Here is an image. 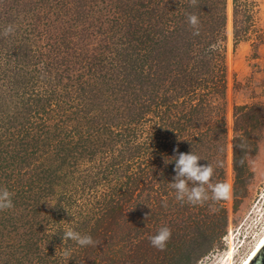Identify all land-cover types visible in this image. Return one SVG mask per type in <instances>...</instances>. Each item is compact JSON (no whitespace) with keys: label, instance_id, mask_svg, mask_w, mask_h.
<instances>
[{"label":"trees","instance_id":"16d2710c","mask_svg":"<svg viewBox=\"0 0 264 264\" xmlns=\"http://www.w3.org/2000/svg\"><path fill=\"white\" fill-rule=\"evenodd\" d=\"M252 6L233 0L236 43L254 27ZM227 9L228 0H0V187L14 193L0 211V264H197L220 244L228 198L192 205L171 185L177 147L212 162L211 183H227ZM263 129L264 103L234 106L236 206ZM162 226L172 230L163 251L150 243ZM66 229L99 244L63 241Z\"/></svg>","mask_w":264,"mask_h":264},{"label":"rangeland","instance_id":"374dc122","mask_svg":"<svg viewBox=\"0 0 264 264\" xmlns=\"http://www.w3.org/2000/svg\"><path fill=\"white\" fill-rule=\"evenodd\" d=\"M250 1L253 2L255 24L248 36L237 43L233 34V0H228L227 9V122L230 137L227 183L231 186L227 200L229 225L220 244L197 264H241L264 234V129L259 139V151L251 159L255 176L249 185V194L238 206L233 197L234 174L231 164L234 106L264 103V0ZM231 248L234 253L230 257L228 252Z\"/></svg>","mask_w":264,"mask_h":264},{"label":"clouds","instance_id":"9594fccd","mask_svg":"<svg viewBox=\"0 0 264 264\" xmlns=\"http://www.w3.org/2000/svg\"><path fill=\"white\" fill-rule=\"evenodd\" d=\"M190 3L195 6L197 4V0H190ZM187 20L192 28L196 29L193 32V35H199L198 17L195 14H192L187 17ZM13 32V26L8 25L4 28L2 35L7 37ZM238 147H240L241 150L245 149L243 143L238 145ZM175 151L178 152V155L174 156L175 176L171 186L176 190V199L178 201L183 202L186 200L192 205H203L209 200L220 201L228 198L231 191V186L228 183H211L216 170L212 162L200 164L199 161L206 158L197 155L193 151L179 152L178 147ZM170 162L171 161L168 159L164 160L165 165ZM240 163H244L243 158ZM189 185H191V187ZM209 193H211V195H209ZM13 195L14 193L7 187H0V211L8 210L14 207ZM147 217L148 215L146 214L145 219H147ZM171 236V228L168 226H162L159 228L157 233L150 238V243L153 247L163 251L166 248L168 241L171 239ZM62 239L63 241L71 239L78 243L81 247L97 246L99 244L98 241H94L91 235H81V233L72 229H66ZM63 255L65 258L70 259L71 251L66 250Z\"/></svg>","mask_w":264,"mask_h":264},{"label":"water","instance_id":"95a60500","mask_svg":"<svg viewBox=\"0 0 264 264\" xmlns=\"http://www.w3.org/2000/svg\"><path fill=\"white\" fill-rule=\"evenodd\" d=\"M245 264H264V240Z\"/></svg>","mask_w":264,"mask_h":264},{"label":"bare ground","instance_id":"6f19581e","mask_svg":"<svg viewBox=\"0 0 264 264\" xmlns=\"http://www.w3.org/2000/svg\"><path fill=\"white\" fill-rule=\"evenodd\" d=\"M264 240V234L262 235V237L259 239V241L257 242L256 246L253 248V250L250 252V254L244 259V261L241 264H245L247 262V260L252 256V254L255 252V250L257 249V247L261 244V242ZM230 257L233 255L234 253V249L231 248L230 251L228 252ZM228 255V256H229Z\"/></svg>","mask_w":264,"mask_h":264}]
</instances>
